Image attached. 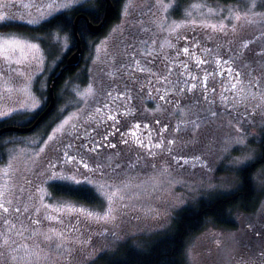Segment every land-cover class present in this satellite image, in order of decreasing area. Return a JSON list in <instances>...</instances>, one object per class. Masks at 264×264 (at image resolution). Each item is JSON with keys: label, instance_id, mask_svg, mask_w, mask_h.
<instances>
[{"label": "rangeland", "instance_id": "obj_1", "mask_svg": "<svg viewBox=\"0 0 264 264\" xmlns=\"http://www.w3.org/2000/svg\"><path fill=\"white\" fill-rule=\"evenodd\" d=\"M91 1L0 0V16L8 17L0 24L39 25ZM178 1L125 0L119 20L92 45L90 58L79 70V78L88 82H69L65 92L70 101H65L61 110L66 112L50 135L43 140L40 134L16 136L9 145L7 159L0 163V202L11 203L8 223L0 219V232L9 229L10 243L0 248V264H101L125 244L144 248L151 237L172 227L182 208L235 192L238 171L259 158V136L264 134V0H194L182 7ZM235 15L242 19L234 21ZM204 24H214L217 30ZM221 25L224 31H219ZM4 38L18 39L23 48L5 46ZM43 40L0 34V121L30 117L45 105L40 80L58 62ZM50 42L67 51L71 46L67 36ZM174 43L182 48L191 44L205 60L202 66L211 70L205 94L181 89L176 103L167 99L162 104L143 94L113 99L111 63L124 64V69L132 60L139 63ZM33 44L36 48L30 49ZM125 99L134 106L121 116L116 109L125 108ZM237 160L244 163H234ZM257 167L263 195L258 207L235 211L233 228L209 224L193 235L185 249L186 264H255L264 257V164ZM56 175L102 185L95 191L100 203L55 196L52 183L72 184L53 179ZM117 189L124 199L112 202L117 209L114 221L97 223L75 212L103 215L108 195ZM16 207L21 212H12ZM56 233L63 237L58 240ZM58 243L63 247H56Z\"/></svg>", "mask_w": 264, "mask_h": 264}, {"label": "trees", "instance_id": "obj_2", "mask_svg": "<svg viewBox=\"0 0 264 264\" xmlns=\"http://www.w3.org/2000/svg\"><path fill=\"white\" fill-rule=\"evenodd\" d=\"M125 0H113L116 11L105 23L104 30L99 34H94L88 27L86 18H81L78 23V33L82 40L84 51L87 52L83 56L82 63L75 70L65 71L55 85L56 106L53 111L39 124V126L31 133L22 134L16 132H6L0 136V163L6 161L9 145L14 142L16 136H28L34 134L42 135V140L46 139L52 129L58 123L63 112L65 101L68 100L70 94L67 95L69 82L86 84L88 81L85 77L79 78V70L85 66L90 58L92 45L97 42L99 37L105 35L110 27L119 20L123 2ZM194 0H179V6H185ZM223 3L234 2L236 0H213ZM106 0H93L86 4L74 6L69 10L61 11L50 18L44 20L39 25H29L20 22H7L0 24V34L16 33L29 37L32 40H43L44 47L52 58L57 59V66L54 71L50 70L45 79L40 80V90L46 103L40 109L27 115H19L0 121V128L10 125H30L38 117L50 102V86L55 74H57L62 66H65L68 55L76 49V38L74 35V22L77 15L84 13L89 20L95 24L102 22L105 14ZM67 36L69 40V49L65 50L64 46H55L50 39H59ZM47 39V40H46ZM64 51L60 53L59 51ZM67 51V52H66ZM60 53V54H59ZM78 76L76 77V73ZM54 76V77H53ZM79 80V81H78ZM68 96V97H67ZM70 98V97H69ZM70 101V100H69ZM69 103V102H68ZM72 108L74 103L70 104ZM9 140V141H8ZM16 141V140H15ZM259 158L242 167L237 175L239 177V185L235 192L202 198L197 202L188 205L179 210L174 218L172 227L160 234L151 237V241L146 247L140 248L134 244L128 243L123 245L116 253L105 257L101 264H186L185 249L188 240L202 231L207 225L213 224L218 227L233 228L236 226L233 213L235 211L252 212L254 211L262 199L260 188L256 182V169L260 164H264V134L259 136L258 142ZM80 185L70 183L55 182L51 184V189L55 196L65 197L87 205H98L100 197L98 193L92 191L78 190Z\"/></svg>", "mask_w": 264, "mask_h": 264}, {"label": "flooded vegetation", "instance_id": "obj_3", "mask_svg": "<svg viewBox=\"0 0 264 264\" xmlns=\"http://www.w3.org/2000/svg\"><path fill=\"white\" fill-rule=\"evenodd\" d=\"M182 44L180 43L181 46ZM192 48L191 44L182 48L174 43L172 47L166 48L167 51H158L154 55H151L150 58H146L145 60L140 59L139 63L132 60L127 68L124 67V69H122L124 64L118 66V64L111 63L108 75L109 79L114 82L111 91L113 99L117 101L122 97L132 98V96L137 97V94H143L155 98L158 104H162L167 99L172 103H176L173 100L177 95L182 93L181 89L188 90V92L190 91L191 93L199 92L205 94L207 91L206 84L208 83L207 81H209L208 79H210L211 70H207L202 66L200 61L204 62L205 60L199 57L194 50L192 51ZM185 49L188 50L187 53H185ZM82 51L83 56L87 54L83 46ZM63 67L64 66H62V68ZM60 71L55 74V76H57ZM193 85H195V87H193ZM139 99L142 100V98ZM125 101L127 102L125 108L121 107L124 109H116V112L120 111L119 114L121 116L125 115L124 111H130L131 113V108L134 106L132 101L129 103V100L125 99ZM47 106L48 105L45 107ZM126 108L128 110H126ZM107 109L108 107L105 108V111H107ZM110 113L112 112H109V114ZM83 141L85 143L86 139H83ZM77 143L78 146H81L79 140H77ZM87 145L90 147L93 146L90 142H87ZM255 264H264V257L257 260Z\"/></svg>", "mask_w": 264, "mask_h": 264}, {"label": "snow or ice", "instance_id": "obj_4", "mask_svg": "<svg viewBox=\"0 0 264 264\" xmlns=\"http://www.w3.org/2000/svg\"><path fill=\"white\" fill-rule=\"evenodd\" d=\"M77 2H79V0H77ZM68 5H65V7H67ZM197 6L194 4L193 5V8H196ZM209 12H211V10H209ZM188 16H191V12H189L187 14ZM8 19V17H5V16H0V22L2 21H6ZM232 19L234 21H240L242 19L241 16L239 15H235L232 17ZM246 22L248 23H253L254 21H251V20H248L247 17H244L243 18ZM192 25H193V28L195 27V21H192ZM182 25L180 24H177L176 27L179 28L181 27ZM186 26V25H185ZM203 27L205 28H212L214 31L217 30V27L216 25H209V24H204ZM219 31H224V26L221 25L220 28H219ZM4 44L5 46H8L9 44H11L12 46L15 47H19V48H23V45L19 43V40L18 39H13V38H4ZM247 45H244V47H246ZM28 47L30 49H35L36 48V45H28ZM185 53H187V49L184 50ZM200 63H203V61H200ZM142 70V69H141ZM239 76V73H237V77ZM194 79V77H193ZM193 87H195V85H193ZM232 88L235 89L236 88V84H232ZM163 98V97H161ZM7 115V114H5ZM110 119H115V117H109ZM67 123V122H66ZM193 125H195V122H193ZM137 127H139V125H137ZM134 135V133H133ZM139 142V141H138ZM243 141H239L238 143H242ZM112 147H115V145H111ZM155 147H160L159 144L155 145ZM234 163L236 164H242L244 163L243 161H234ZM85 168H87V165L85 164L84 165ZM53 179L55 180H67V181H71L73 185H80L81 187L78 189V190H81V191H89V189L91 188L92 191H96L97 188H102L103 186L102 185H93L92 184V181L89 180V179H85L83 181H79V180H75L73 177L71 176H60V175H56L53 177ZM121 191V189H117L116 191L112 192L110 195H108L107 199H108V207H107V211L103 214V215H99V214H94L92 213L91 211H86L84 209H75V212L78 213L79 215H83L86 217L87 220H94L95 222L99 223V222H110V221H114L117 217L116 215L114 214L117 209L113 208L112 206V202L115 198H119L121 201L124 199V197L122 195H118L119 192ZM11 203V201H6V202H0V219L3 220V222L5 224L8 223V214L10 212V209L8 207V205ZM24 211H27V209H24ZM71 211H73L72 209H69V212L71 213ZM12 212H15V213H19L21 212V209L19 207H16L14 209H12ZM27 219L31 220V217H27ZM31 222H37V221H31ZM9 227L11 228H15L16 227V224H11L9 225ZM21 227H23V225H21ZM8 228H5L4 231L0 232V248H3L4 246H7L9 245L10 241H9V238L7 236V233H8ZM255 235L257 237L260 236V233L257 232L255 233ZM56 238L59 240L63 237V234L62 233H56L55 234ZM53 237L52 236H47L45 235V239H48V240H51ZM56 247H63L62 244H57ZM0 255H2V253H0ZM264 255V254H262Z\"/></svg>", "mask_w": 264, "mask_h": 264}, {"label": "water", "instance_id": "obj_5", "mask_svg": "<svg viewBox=\"0 0 264 264\" xmlns=\"http://www.w3.org/2000/svg\"><path fill=\"white\" fill-rule=\"evenodd\" d=\"M116 8L114 5L113 0H106V8H105V14L102 22L95 24L91 22L88 18V16L84 13H81L77 15L74 22V35L76 38V49L68 55L66 59V64L60 71V73L53 78L52 84L50 86L49 92H50V102L48 106L40 112L38 117L35 119V121L30 125H10L3 128H0V136L6 132H16V133H22L27 134L33 132L39 124L53 111V109L56 106V95H55V85L57 81L60 79L62 74L67 70H75L82 62L83 59V51H82V40L80 38V35L78 33V23L81 18H86L88 21V27L94 34L101 33L105 28V23L107 20L111 18V16L115 13Z\"/></svg>", "mask_w": 264, "mask_h": 264}]
</instances>
